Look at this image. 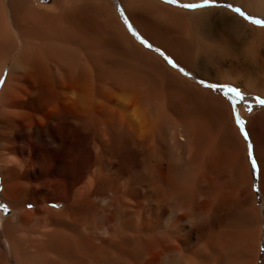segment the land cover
I'll return each mask as SVG.
<instances>
[{"label":"bare ground","instance_id":"1","mask_svg":"<svg viewBox=\"0 0 264 264\" xmlns=\"http://www.w3.org/2000/svg\"><path fill=\"white\" fill-rule=\"evenodd\" d=\"M219 1L264 19V0ZM123 16L264 99V26L228 8L0 0V264H264V105L243 113L258 203L230 104Z\"/></svg>","mask_w":264,"mask_h":264},{"label":"snow or ice","instance_id":"2","mask_svg":"<svg viewBox=\"0 0 264 264\" xmlns=\"http://www.w3.org/2000/svg\"><path fill=\"white\" fill-rule=\"evenodd\" d=\"M167 3L169 4H179V0H166ZM215 0H203V4H197V3H186V4H179L180 7L186 8V9H196V8H201L207 5L214 4ZM228 8H232L233 11L237 12L239 15L243 16L245 19L250 20L253 24L261 25L264 26V20L260 19H254L251 16L246 15L241 9L239 8H233L232 4H226L223 5ZM122 15H123V10H121ZM124 21L126 24H128L129 31L147 48L152 49L154 46L143 36L140 35L139 32H137L133 26L128 22L127 16H124ZM157 52H159L166 63H168L171 67L177 68L181 73H183L186 76H190L191 73L187 72L183 67H181L179 64L176 63V61L165 54L162 49L156 48L155 49ZM3 83V78H0V84ZM200 83L209 88L210 90H219L222 91L223 94L228 98L231 107H232V112L235 118V122L238 125L241 134L244 136L246 140L249 139L248 132L245 130V121L241 118L238 110H237V103L239 101H243L245 99V95L237 88L229 86V85H223V84H216V83H210V82H205L203 80L200 81ZM257 102L261 105H264V99H261L259 97L256 98ZM249 111H251V106H249ZM249 158L252 163L253 170L255 171L257 168V161L255 157L253 156L252 153V145L249 143ZM54 207L56 205H53ZM31 207V205H29Z\"/></svg>","mask_w":264,"mask_h":264},{"label":"rangeland","instance_id":"3","mask_svg":"<svg viewBox=\"0 0 264 264\" xmlns=\"http://www.w3.org/2000/svg\"><path fill=\"white\" fill-rule=\"evenodd\" d=\"M164 2H166V0H163ZM167 3V2H166ZM187 2H182V0H179V4H186ZM179 4H173V5H175V6H177V7H180L179 6ZM197 4H203V0H200V2H198ZM227 3L225 2V1H219V0H215V3L214 4H211V5H207V6H204V7H201V8H206V7H223V8H228V7H225V6H223V5H226ZM232 6H233V8H239V9H241L246 15H247V11L243 8V7H241V6H235L234 4H232ZM228 9H230L232 12H234L235 14H237V15H239L237 12H235V11H233L232 10V8H228ZM118 10H120L121 11V8L118 6ZM241 16V15H240ZM124 17V16H123ZM241 17H243V16H241ZM243 19L244 20H246L247 21V19H245L244 17H243ZM123 20H124V18H123ZM264 20V19H263ZM128 22L133 26V28L137 31V28H136V26L132 23V22H130V20H128ZM126 24V23H125ZM127 25V24H126ZM128 26V25H127ZM128 30H129V27H128ZM130 32V31H129ZM138 32V31H137ZM131 33V32H130ZM132 34V33H131ZM135 37V36H134ZM136 38V37H135ZM137 39V38H136ZM137 41L139 42V43H141L138 39H137ZM142 44V43H141ZM143 45V44H142ZM153 45V44H152ZM154 47L152 48V50L153 51H155L160 57H162L163 58V56L159 53V52H157L155 49L156 48H158V47H156L155 45H153ZM146 47V46H145ZM147 48V47H146ZM160 49V48H159ZM165 54H167L168 56H170V57H172L171 55H169L168 53H166L165 51H163ZM173 58V57H172ZM164 59V58H163ZM174 59V58H173ZM175 60V59H174ZM176 61V60H175ZM176 63L177 64H179L177 61H176ZM180 65V64H179ZM181 67H183L182 65H180ZM187 72H189V73H191V75L190 76H186V75H184L183 73H181L177 68H174V69H176L179 73H181V74H183L184 76H186L187 78H189V79H191L192 81H194V82H197L198 84H200V85H202L201 83H200V81L201 80H203V81H205V82H210V83H216V84H219V83H217V82H215V81H210V80H206V79H203V78H200V77H198L196 74H194L193 72H190L188 69H186L185 67H183ZM221 84V83H220ZM223 84H226V83H223ZM229 86L231 85L232 87H234L235 85H232V84H228ZM203 86V85H202ZM203 87H205V86H203ZM205 88H207V87H205ZM235 88H237V89H239L244 95H245V99L243 100V101H239L238 103H237V110H238V112H239V114H240V116H241V118L245 121V130L247 131V118H244L243 117V113L244 112H246L247 113V110L249 111V106H251V111H249L250 113H253L255 110H257V109H259L262 105L261 104H259V103H256V102H254V101H251V100H248L247 99V92L242 88V87H239L238 88V86H236ZM209 89V88H208ZM213 92L214 93H216V94H218V95H221L222 97H224L226 100H227V102L230 104V102H229V100H228V98L223 94V92L222 91H219V90H213ZM230 106H231V104H230ZM232 108V107H231ZM234 116V115H233ZM235 119V118H234ZM235 124H236V122H235ZM238 126V125H237ZM248 132V131H247ZM248 135H249V139H248V141H249V143L252 145V153H253V156L255 157V159H256V161H257V158H256V155H255V152H254V143H253V140H252V138H251V136H250V134L248 133ZM251 165H252V163H251ZM261 169H260V165H259V163H258V161H257V168H256V170L254 171L253 170V167H252V171H253V176H254V186H255V189H256V191H257V195H258V203H262V201H263V194H262V192H261V187H260V171ZM2 209H1V205H0V211H1ZM7 213V211H5L4 212V214H6Z\"/></svg>","mask_w":264,"mask_h":264},{"label":"crops","instance_id":"4","mask_svg":"<svg viewBox=\"0 0 264 264\" xmlns=\"http://www.w3.org/2000/svg\"><path fill=\"white\" fill-rule=\"evenodd\" d=\"M223 85H228V84H223ZM230 86H231V85H230ZM234 87H236V85H235ZM238 88H239V86H238Z\"/></svg>","mask_w":264,"mask_h":264}]
</instances>
